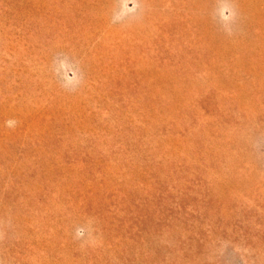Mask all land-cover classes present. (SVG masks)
Returning <instances> with one entry per match:
<instances>
[{
  "label": "rangeland",
  "instance_id": "obj_1",
  "mask_svg": "<svg viewBox=\"0 0 264 264\" xmlns=\"http://www.w3.org/2000/svg\"><path fill=\"white\" fill-rule=\"evenodd\" d=\"M0 264H264V0H0Z\"/></svg>",
  "mask_w": 264,
  "mask_h": 264
}]
</instances>
